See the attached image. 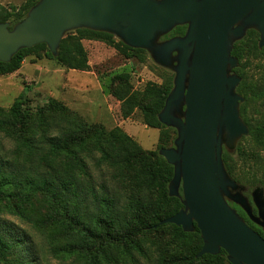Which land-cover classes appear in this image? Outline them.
<instances>
[{"label": "trees", "instance_id": "obj_1", "mask_svg": "<svg viewBox=\"0 0 264 264\" xmlns=\"http://www.w3.org/2000/svg\"><path fill=\"white\" fill-rule=\"evenodd\" d=\"M37 1L26 0L12 11L0 5V22L11 19L12 28ZM186 28L178 25L164 38L183 35ZM259 37L258 31L249 29L234 44L232 54L239 60L234 72L243 80L242 60L261 50ZM84 39L103 41L124 56L154 63L145 49L131 47L111 33L78 28L62 38L57 56L46 43L22 48L9 62L0 61V75L17 70L28 55L41 51L69 69L89 70ZM154 65L163 72V84H150L139 94L124 73L116 76L109 91L121 102L124 117L139 107L144 123L161 129L155 150L141 148L117 128L89 125L55 100L36 112L0 107V132L12 141L10 147L0 142V264H52V259L56 264H121L138 255L155 264H231L223 249L219 254L197 256L203 240L196 224L191 232L174 223L160 224L183 204L169 195L174 167L159 153L160 148L173 145L177 135L175 128L158 119L173 88L174 72ZM243 80L237 87L245 97L241 115L249 126V136L264 145V118L254 125ZM236 154L246 160L240 145L234 152L224 148L223 160L231 176L243 183ZM92 162L96 169L107 163L135 173L147 192L145 199L122 202L116 191L97 183ZM258 183L264 187V179ZM231 205L264 237V230L239 205ZM37 231L41 241L34 236Z\"/></svg>", "mask_w": 264, "mask_h": 264}, {"label": "water", "instance_id": "obj_2", "mask_svg": "<svg viewBox=\"0 0 264 264\" xmlns=\"http://www.w3.org/2000/svg\"><path fill=\"white\" fill-rule=\"evenodd\" d=\"M178 25L187 26L183 35L164 38ZM78 28L111 33L174 72L158 119L177 135L159 153L174 167L169 195L183 207L160 224L185 232L196 224L203 240L198 257L223 249L231 264H264V237L231 205L264 228V187L248 189L223 160L224 148L234 152L250 132L232 50L249 29L264 47V0H38L12 28L0 22V61L39 43L57 56L62 38Z\"/></svg>", "mask_w": 264, "mask_h": 264}, {"label": "rangeland", "instance_id": "obj_3", "mask_svg": "<svg viewBox=\"0 0 264 264\" xmlns=\"http://www.w3.org/2000/svg\"><path fill=\"white\" fill-rule=\"evenodd\" d=\"M25 2L0 0V5L12 11ZM8 21L13 24L11 19ZM83 44L88 53L89 70L69 69L41 51L28 55L17 70L1 74L0 107L6 111L19 109L36 112L55 100L77 113L89 125L102 124L107 130L117 128L145 150L158 148L161 129L147 126L139 107L124 117L121 102L110 93L109 88L112 82L115 84L117 81V75L128 73L132 90L141 94L150 84H163L162 70L150 61L124 56L100 40L84 39ZM242 65L245 79L241 77V82L244 81L248 91L249 115L254 125L258 126L264 118V47L255 54L246 55ZM0 142L8 147L12 144L2 132ZM238 145L246 152V160L235 155L238 177L251 189L264 179V145L258 144L249 135L241 139ZM91 166L97 183L106 184L116 191L122 202L145 199L147 192L135 173L107 163L101 169H96L93 162ZM39 234L37 231L34 236L41 241ZM51 262L56 264L55 259ZM121 264L155 262L138 255Z\"/></svg>", "mask_w": 264, "mask_h": 264}, {"label": "flooded vegetation", "instance_id": "obj_4", "mask_svg": "<svg viewBox=\"0 0 264 264\" xmlns=\"http://www.w3.org/2000/svg\"><path fill=\"white\" fill-rule=\"evenodd\" d=\"M254 223V222H253ZM254 224H256V223H254ZM257 225V224H256ZM257 226H259V225H257ZM261 229H263L264 230V228L263 227H261V226H259Z\"/></svg>", "mask_w": 264, "mask_h": 264}]
</instances>
